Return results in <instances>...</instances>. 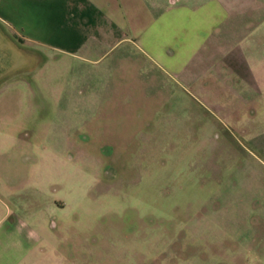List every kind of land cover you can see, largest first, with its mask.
Segmentation results:
<instances>
[{
    "label": "rangeland",
    "instance_id": "374dc122",
    "mask_svg": "<svg viewBox=\"0 0 264 264\" xmlns=\"http://www.w3.org/2000/svg\"><path fill=\"white\" fill-rule=\"evenodd\" d=\"M229 20L193 80L24 47L22 77L0 79V234L45 237L22 264H264V105L248 82L226 129L206 94L264 76V12Z\"/></svg>",
    "mask_w": 264,
    "mask_h": 264
},
{
    "label": "crops",
    "instance_id": "0c3cea01",
    "mask_svg": "<svg viewBox=\"0 0 264 264\" xmlns=\"http://www.w3.org/2000/svg\"><path fill=\"white\" fill-rule=\"evenodd\" d=\"M263 2L0 0V79L5 80L8 75L22 77L27 61L25 56L33 55L24 51V47L33 49L39 46L54 51L58 59L75 58L91 64H97L113 51L115 61L137 54L168 76L193 80L199 74L193 67L206 65L211 59V55L202 49L213 44L219 46V43L228 41L231 34L234 37L239 34L230 30L231 16L259 18L264 12ZM244 31L242 28L240 34L244 35ZM236 62L239 65L241 61ZM214 82V89L212 86L207 88V98H213L207 105L209 112L226 129L228 123L225 118H230L233 113L239 114V108L248 104L244 97L243 106L233 101V98L242 99L239 95L247 89L248 82L258 94L252 102L259 106L256 107L258 113H262L263 75L220 74ZM222 92L228 96L220 100ZM218 111L221 114L218 115ZM249 111L253 113V109ZM62 204L61 201L56 202L58 207ZM44 239V236L33 232L26 235L0 234V264H22L23 259ZM260 256L264 258L263 253H257L255 258Z\"/></svg>",
    "mask_w": 264,
    "mask_h": 264
}]
</instances>
